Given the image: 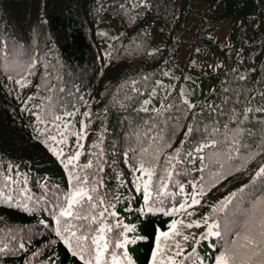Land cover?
<instances>
[{
	"label": "trees",
	"instance_id": "trees-1",
	"mask_svg": "<svg viewBox=\"0 0 264 264\" xmlns=\"http://www.w3.org/2000/svg\"><path fill=\"white\" fill-rule=\"evenodd\" d=\"M224 17L230 18L227 44L211 33ZM184 32L191 54L200 47L216 54V65L199 67L213 86L200 105L172 91L160 106L145 111L139 104L157 79L167 76ZM260 92L264 0H0V248L5 249L0 264H84L73 254L75 238L70 248L62 236L71 231L79 236L88 224L85 249L101 229H112L103 233L109 249L100 264H154V255L155 264H168L175 242L183 250L178 264H215L226 248L241 259L251 255L241 247L242 213L264 198V177L256 175L264 167L259 138L264 114L243 121L256 135L245 137L239 151L229 146V129L237 127L231 109H242L249 100L252 107L264 102ZM82 123L87 127L80 140ZM53 135L62 142L51 141ZM213 139L214 147L195 151ZM77 150L79 160L65 168ZM89 162L92 167L85 168ZM141 163L143 173L137 171ZM147 172L153 174L146 203ZM71 174L87 176L89 187H97L94 202L103 197L95 209L86 200L73 207L74 214L96 216L95 222L60 216L57 201L76 184ZM201 185L206 194L188 209L194 215L167 214ZM233 193L239 194L233 203L216 211ZM261 215L264 208L257 207L256 216ZM181 220L200 226L178 224L182 235L173 236L170 225ZM213 223L220 225L212 230L221 236L207 235ZM69 225L75 227L64 231ZM131 231L140 248L137 261L126 248Z\"/></svg>",
	"mask_w": 264,
	"mask_h": 264
},
{
	"label": "snow or ice",
	"instance_id": "snow-or-ice-1",
	"mask_svg": "<svg viewBox=\"0 0 264 264\" xmlns=\"http://www.w3.org/2000/svg\"><path fill=\"white\" fill-rule=\"evenodd\" d=\"M241 80L246 79V77L241 76ZM19 83V82H18ZM227 91V89H225ZM259 95L261 97H264V92H260ZM253 99H255L253 97ZM238 102L239 99L237 98ZM227 102V100H226ZM147 103V102H145ZM187 103V101H185ZM251 105V100L248 101L247 104L244 105L242 109L233 107L231 109V112L233 116L236 119L237 127L233 129H229V133L231 135V139L229 140V146L232 147L235 151H239V147L242 146V141L244 140L245 137H252L256 135L251 128L246 127V126H241L243 121L249 120V114H254V113H261L264 114V102H257V105L255 107L249 106ZM171 107V106H169ZM147 111V109H144ZM66 115H72V113H66ZM85 115H89V113H85ZM56 120H60L61 117L57 116L55 118ZM261 124H264V120L260 121ZM87 127V125H84L82 123L81 125V131L77 133L79 136V139L82 140L84 138V129ZM225 128L228 126L225 125ZM191 131V129H189ZM214 131H219V129H215ZM63 135V133H60ZM259 138L261 140L260 147L262 150H264V128L260 130ZM50 140L55 142V143H60L62 141H57L56 136H50ZM78 144V149L82 148V144L79 143V140L77 141ZM216 144V141L213 139L209 143H205L201 145L200 147L196 148L195 151L197 152H202L205 147H214ZM55 151V149H53ZM58 155H63L62 150L57 153ZM82 154L81 151L77 150L75 151L70 157L67 158V163L65 164V168H67L69 165H74L76 161L79 160L80 155ZM127 155V153H125ZM188 155H191V153H188ZM172 159H169V164H172ZM204 158L201 157V160ZM85 168H91L92 164L89 162L87 165L84 166ZM174 167V165H173ZM103 169L101 168V171ZM137 171H141L142 173L144 172V166L143 163L140 164V167L137 169ZM146 175L149 176V180L147 183L144 184V189H145V202L147 203L151 199V193L148 191L150 183H151V175L153 174L152 172H147L145 173ZM169 177L172 175L171 172L168 173ZM257 176L264 177V167H261L259 171L256 174ZM70 178L72 181H75L76 184L74 185L73 191L71 193H68L63 197L62 200L57 201V207L60 208V216L62 217H71L75 220H81V221H91L95 222L96 221V216H88V215H80V214H74L73 213V207L74 205L81 204L82 201H87L88 203L91 204V207L93 209L101 206L104 204L103 197L99 198L98 203L94 202V196L92 193H95L97 191V187H89V181L87 176H79L76 174H71ZM11 177H8V180L11 181ZM138 180H142L143 176L138 177ZM203 179V178H201ZM99 184L102 186V180L99 182ZM213 186H215L214 181H213ZM201 190L200 191H194L190 199H186L184 203L179 205V208H173L170 213L167 214H172L178 211H184L187 213L188 216L194 215L193 212H189V208H193L194 206L198 205L200 203V200L198 197H202L206 193L202 190V185L200 186ZM181 192H183V185L180 186ZM244 189H241L240 192L242 193ZM238 193H233L229 198H227L224 202L221 203V206L216 209V211H224L225 208L228 207L229 204L233 203V199L238 197ZM239 203V201H237ZM66 204V207L64 206ZM114 207V205H111ZM235 208V205L233 206ZM257 207L264 208V198H262L259 201V205L253 204L251 208L248 209L246 213H242L244 216V227L246 229V233L243 236V240L245 241L244 244L241 245L243 248H250L251 255H248L247 257L241 259L236 251L233 249L226 248L224 251L216 258L215 264H264V215H261L260 217L256 216V209ZM157 210H162V209H157ZM108 211V208H104L103 211L99 213L101 217L105 215V213ZM143 211V210H142ZM113 215H115L113 213ZM208 218H205L204 222L207 223ZM57 223H59V218L57 219ZM182 224L184 227L187 228H192V227H199L200 222L199 221H192L190 223L184 224V222L181 221H176L173 222L170 225V229L172 230L173 236H178L182 235L179 231H177V225ZM90 224L88 225H82L83 231L79 236H77L75 231L70 232V236L68 238H64L62 236V239H64V243L68 244L69 247H72V239L75 238L77 241V251H74L73 254H80V259L84 261V264H100V261H102L105 258V253L108 252L109 249V241L108 239L105 238L103 233L105 231H111V227H106L104 229H101V235L99 237L93 236L91 238V243L87 249L84 248L83 242L89 240V236L86 235L85 233L89 230ZM119 226V225H118ZM71 227H75L74 225H69V227H66L64 231H70ZM220 225L213 223L212 225H209V232L207 235L210 236H221V233L219 231H213L212 229L219 228ZM253 227H255L256 231L253 232ZM131 230V229H129ZM57 235H61V232L58 230ZM162 237L165 238H170L169 233L167 232H162L160 233ZM204 238H207L206 236ZM183 239L185 241L189 240V236H183ZM195 239V237H193ZM92 245L95 247L93 248ZM118 247H123V244H118L116 245ZM21 247L23 245L21 244ZM173 247L175 248V253L174 255H169L167 257L168 264H178L176 257H180L183 255V250L182 246L180 245L179 242H175L174 246L169 247L168 251L172 252ZM158 251H159V245H157ZM5 251L4 248H0V253H3ZM87 252L88 256L92 257V259H85V256L83 255L84 252ZM195 251V250H193ZM153 261L155 264V255L153 257ZM163 264V261L161 262ZM182 264V262H181Z\"/></svg>",
	"mask_w": 264,
	"mask_h": 264
},
{
	"label": "rangeland",
	"instance_id": "rangeland-1",
	"mask_svg": "<svg viewBox=\"0 0 264 264\" xmlns=\"http://www.w3.org/2000/svg\"><path fill=\"white\" fill-rule=\"evenodd\" d=\"M157 29L158 24L153 22L150 25V30L158 45L162 41L156 38ZM229 29L230 18L224 17L217 21L211 33L219 37L222 44H227L230 42ZM214 55L216 56L213 51L206 47H200L196 53L191 54L189 37L184 32L177 59L174 64L166 69L167 76L157 79L150 94L141 101L139 107L145 109L157 108L172 91H177L191 103L200 105L213 86L212 80L204 68L216 65ZM192 65L195 68H189ZM199 67L204 68L200 69ZM126 248L129 255L137 261L140 248L132 231L128 234Z\"/></svg>",
	"mask_w": 264,
	"mask_h": 264
}]
</instances>
